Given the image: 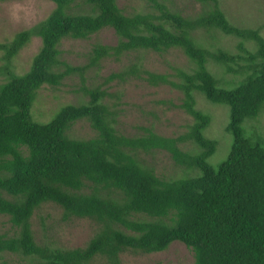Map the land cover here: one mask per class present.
<instances>
[{
	"label": "trees",
	"instance_id": "16d2710c",
	"mask_svg": "<svg viewBox=\"0 0 264 264\" xmlns=\"http://www.w3.org/2000/svg\"><path fill=\"white\" fill-rule=\"evenodd\" d=\"M46 18L0 42V214L12 233H0V255H23V264H123L128 250L164 251L175 241L192 248L194 264H264V137L248 134L244 123L264 112V36L261 27L233 23L219 0H194L185 12L174 0H144L151 10L127 14L118 0H51ZM112 28L115 44L95 42L87 61L72 65L62 57L66 39H88ZM222 35L238 39L235 51ZM39 37L29 69L14 71L19 52ZM179 49L188 69L149 70L141 53ZM128 62L103 82L133 78L169 85L183 93L178 107L193 122L177 136L150 127L125 135L116 127L119 112L106 102L102 84L87 85L88 72L105 59ZM79 75L85 102L68 103L46 122L32 108L41 88L58 87ZM196 93L229 109L232 142L217 165L210 159L219 141L206 134L212 117L197 107ZM78 120L96 134L74 138ZM192 142L196 151L181 144ZM167 152L182 174L164 177L145 154ZM54 203L63 218H88L97 232L84 246L63 248L36 240L32 218Z\"/></svg>",
	"mask_w": 264,
	"mask_h": 264
},
{
	"label": "rangeland",
	"instance_id": "374dc122",
	"mask_svg": "<svg viewBox=\"0 0 264 264\" xmlns=\"http://www.w3.org/2000/svg\"><path fill=\"white\" fill-rule=\"evenodd\" d=\"M175 6L185 12H193L200 8L194 0H174ZM220 6L227 17L235 24L258 28L264 36V0H219ZM119 6L127 13L151 10L144 0H118ZM55 4L51 0H0V42L10 41L14 35L29 28L47 17ZM118 37L112 28H105L88 39H66L61 44L62 57L72 65H82L87 61V54L95 42L115 44ZM221 44L235 51L238 39L222 35ZM41 46L39 37H33L16 56L14 71L23 74L29 69L34 55ZM1 55V54H0ZM146 67L155 72L173 73V66L185 69L190 67L187 57L179 49H171L165 53H141ZM128 62L127 58L116 61L105 59L100 68L89 70L87 85L102 84L112 95L106 102L119 112L118 131L125 135L143 134L142 127H150L155 132L165 136H177L185 132L193 118L185 110L178 107L183 93L169 85H152L146 80L133 78L127 82L114 81L104 84L105 78L112 72L120 70ZM0 75V83L3 81ZM79 75L68 77L58 87L45 86L40 89L38 98L33 105L34 119L46 122L59 109L68 103L85 102L87 98L82 91ZM197 107L209 113L212 117L206 134L219 141L216 153L210 159L217 166L228 154L232 135L227 130L229 109L222 104L209 102L204 95L196 93ZM244 128L250 134L254 130L264 137V112L257 119L244 123ZM96 132L87 120H78L69 130L74 138H90ZM185 150L196 151L192 142L181 144ZM157 173L164 177H175L182 174L176 167L171 156L165 151H155L145 154ZM33 230L39 243H49L63 248L84 246L97 232L98 224L88 218L64 219L62 208L54 203H46L36 210L32 218ZM13 226L9 217L0 214V233H12ZM27 257L23 255L3 253L0 264H23ZM123 264H194L192 248L181 241L173 242L168 249L159 252L145 253L128 250L122 254Z\"/></svg>",
	"mask_w": 264,
	"mask_h": 264
}]
</instances>
